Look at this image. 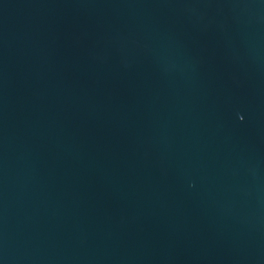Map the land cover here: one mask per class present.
I'll return each instance as SVG.
<instances>
[{"label":"water","instance_id":"obj_1","mask_svg":"<svg viewBox=\"0 0 264 264\" xmlns=\"http://www.w3.org/2000/svg\"><path fill=\"white\" fill-rule=\"evenodd\" d=\"M0 264H264V0H0Z\"/></svg>","mask_w":264,"mask_h":264}]
</instances>
